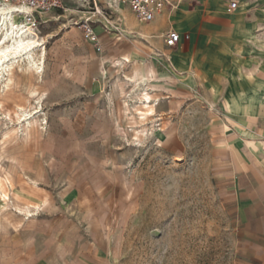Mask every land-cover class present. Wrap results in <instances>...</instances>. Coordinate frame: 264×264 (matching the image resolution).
<instances>
[{"label": "rangeland", "instance_id": "1", "mask_svg": "<svg viewBox=\"0 0 264 264\" xmlns=\"http://www.w3.org/2000/svg\"><path fill=\"white\" fill-rule=\"evenodd\" d=\"M82 1L31 27L41 74L14 69L0 97V264H240L225 193L237 168L263 156L253 121L264 95L250 93L258 106L241 112L227 89L260 80L264 0H237L240 28L226 43L199 29L215 0H179L158 29L123 9L110 29L96 26L100 51L78 25ZM171 29L184 39L169 47ZM122 55L103 75L104 58Z\"/></svg>", "mask_w": 264, "mask_h": 264}, {"label": "crops", "instance_id": "2", "mask_svg": "<svg viewBox=\"0 0 264 264\" xmlns=\"http://www.w3.org/2000/svg\"><path fill=\"white\" fill-rule=\"evenodd\" d=\"M231 1L237 2V0H231ZM215 3H217L218 5V10L214 13L210 12L208 18L199 20L198 22L199 29L211 34L210 41L212 43L213 42L226 43L229 42L228 40L232 38L231 36L235 35L240 28V24L238 20H236L235 16L232 15L233 11L238 7V2L236 4V7L230 12L227 11V7L229 3L226 4V6L224 7V13L222 12V5H223L222 0L221 2L220 0H215ZM118 11L123 12V9L120 8L118 9ZM126 11L129 13L131 17H133L128 10ZM165 14L167 13H163L159 15L153 21L145 24H148L149 29H153V28L158 29V27L164 24L165 22V20L163 19V16ZM124 19H126L125 15H124ZM126 23L130 27L131 25H134V23L128 19H126ZM125 30L126 29H122L121 32H125ZM174 31L184 36L180 31L175 29ZM129 32L136 33L137 35L140 36V38L154 37V34L144 33L137 30L136 31L129 30ZM186 35L188 37V34ZM115 39L118 41L120 37H117ZM183 39L184 37H182L176 45L181 44ZM133 45L136 46L134 43ZM124 55L120 57H114L111 59H105L104 57L101 56L98 57V58H104L103 75L106 74V70H107L105 66L106 63H109L110 67L113 68L118 67L115 65V62L117 60L122 61V59H124L122 58ZM138 65L140 66V70L142 72L141 63ZM259 68H260L259 70L260 80L256 83L257 84L256 87L253 88H249L248 86L245 87L242 85V83L234 84L235 80L233 81L232 79H229V81L233 82V84H229L230 87L227 90L233 92L235 91L239 93V100H237V102L240 105L239 107L241 109V112L253 111L255 107L258 106L259 101L254 103L253 100L251 99L252 94L250 93L256 91L264 95V86L261 84L262 81H264V65H261ZM96 71L98 72V70ZM100 73L98 72L99 74L98 76L100 80L103 81V87H104L105 78L103 75L100 77ZM181 73H185V71H181ZM151 77L147 78L144 76V80L139 81L138 84L142 82H145V84H147V80L149 79L152 80ZM194 81L195 78L193 76V81H191L190 79V82L192 84H195ZM147 94L151 98V95L149 93ZM156 101L159 104V99H156ZM253 122L255 123V130L262 144L260 146V150L262 151L263 156L259 155L258 159L256 160V162L253 163V165L246 164L243 167L237 168L230 177L231 180L229 181V186L227 187L228 192L226 191L225 193L228 196V199L233 207V212L235 214V220L238 229V235L240 237L239 243H240V250L242 257V261L240 264H264V113L256 114ZM234 157L238 162L241 160L240 155L235 152H234ZM238 162L235 163L238 167L239 165L243 164L242 162L240 163Z\"/></svg>", "mask_w": 264, "mask_h": 264}, {"label": "built area", "instance_id": "3", "mask_svg": "<svg viewBox=\"0 0 264 264\" xmlns=\"http://www.w3.org/2000/svg\"><path fill=\"white\" fill-rule=\"evenodd\" d=\"M83 6L89 9L81 17L78 25L84 38L101 50L100 39L96 32V26L108 28L106 21L118 9L128 10L132 16L144 23L153 21L163 13L172 12L178 5L179 0H83ZM237 2L231 1L227 7L230 12L236 7ZM0 5H11L14 7H25L24 13L26 22L30 27H36L40 21L51 12L63 8V0H0ZM184 37L174 30H169L164 36V43L167 46L176 45ZM187 37V35H185Z\"/></svg>", "mask_w": 264, "mask_h": 264}, {"label": "bare ground", "instance_id": "4", "mask_svg": "<svg viewBox=\"0 0 264 264\" xmlns=\"http://www.w3.org/2000/svg\"><path fill=\"white\" fill-rule=\"evenodd\" d=\"M27 11L28 9L25 7L0 5V97H6L9 75L14 69L22 67V69L25 68L34 73H40L42 69V65L37 63L35 55H37L38 49H42L41 56H43V44L26 22L24 13ZM121 64V60L115 62V65L119 67ZM127 80L135 84L139 82L132 77H128ZM143 98L145 104H150L149 95L144 94ZM26 112L20 110L18 118L21 117V121H24L27 127L32 128L31 122L35 116ZM37 112L38 110L34 114Z\"/></svg>", "mask_w": 264, "mask_h": 264}]
</instances>
